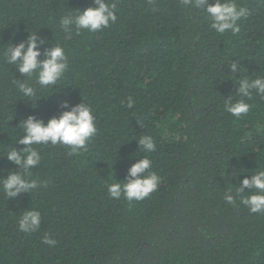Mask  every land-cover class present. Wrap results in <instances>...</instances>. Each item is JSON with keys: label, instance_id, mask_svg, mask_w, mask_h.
I'll use <instances>...</instances> for the list:
<instances>
[{"label": "trees", "instance_id": "16d2710c", "mask_svg": "<svg viewBox=\"0 0 264 264\" xmlns=\"http://www.w3.org/2000/svg\"><path fill=\"white\" fill-rule=\"evenodd\" d=\"M108 2L117 4L115 24L68 38L59 18L93 0H0V177L19 171L3 149L25 147L15 142L23 135L17 125L30 115L47 122L67 110L61 101H84L98 130L76 155L63 145H33L42 160L31 173L46 187L8 200L0 192V264H264V212L223 198L264 168V99L253 93L239 118L223 107L239 98L237 79L264 75V0H237L251 15L235 35L217 34L180 0ZM28 32L43 41L38 59L59 43L69 60L52 88L29 81L32 101L13 84L26 78L2 56ZM145 134L156 145L157 190L142 201L111 198L107 184L124 180L145 155L136 141ZM32 208L41 225L25 234L18 219ZM45 235L55 246L42 242Z\"/></svg>", "mask_w": 264, "mask_h": 264}, {"label": "clouds", "instance_id": "9594fccd", "mask_svg": "<svg viewBox=\"0 0 264 264\" xmlns=\"http://www.w3.org/2000/svg\"><path fill=\"white\" fill-rule=\"evenodd\" d=\"M152 6L154 0H148ZM182 6L205 14L210 29L217 34L226 31L233 35L239 33L241 18L251 15L250 10L243 5H238L237 0H180ZM152 10L156 8L153 6ZM117 4L108 0H93L91 6L83 10H72L59 18L58 28L68 38L71 34L79 35L82 31L89 33L102 32L117 21ZM35 32H28L25 41L14 47L8 43L2 50L3 60L8 65H14L21 77L26 79H14L13 84L21 97L32 101L36 97L37 89L29 83L35 80V84L41 89L52 88L64 77L69 67L68 56L65 47L56 43L53 47L45 49L44 59H38L41 51L38 43H42ZM235 73L242 72L237 68V63L230 65ZM238 90L234 97L238 99H224V111L233 117L239 118L242 114L249 113L252 105L246 102L251 100L253 93L264 99V75H257L254 79L244 77L237 79ZM135 101L131 96L127 97L125 107L132 109ZM60 107L67 109L58 117L54 116L44 122L34 116H28L18 128L23 133L16 136L15 142L24 145L22 149L15 147L4 148L2 157H5L19 171H8L7 176L0 177V192L4 197L15 198L22 193H35L39 188L46 187L43 181L34 178L31 169L40 164L42 156L33 145H63L69 149V155H76L88 150V143L97 134L96 117L93 108L86 102L70 106L67 99L61 101ZM139 150L145 155L137 162L132 163L127 170L124 180L107 184V193L111 198L123 197L129 203L133 200L142 201L157 190L161 177L152 171L153 161L150 154L156 151V145L151 135H141L136 139ZM236 176V175H235ZM235 176H232L233 178ZM248 190L247 192L245 190ZM245 193H248L245 195ZM224 200L235 207L237 201L244 205L251 213L264 212V168L255 171L250 178L245 176L240 181V186L228 188L224 194ZM41 213L35 209L22 212L18 219V229L22 233L30 234L39 230L41 225ZM42 242L49 247L55 246L56 241L49 235L42 238Z\"/></svg>", "mask_w": 264, "mask_h": 264}]
</instances>
